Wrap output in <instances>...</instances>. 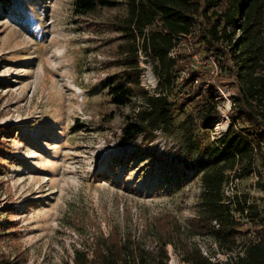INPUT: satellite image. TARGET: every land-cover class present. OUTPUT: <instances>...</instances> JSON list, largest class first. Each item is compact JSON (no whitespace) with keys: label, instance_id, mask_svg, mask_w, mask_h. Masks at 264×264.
<instances>
[{"label":"rangeland","instance_id":"374dc122","mask_svg":"<svg viewBox=\"0 0 264 264\" xmlns=\"http://www.w3.org/2000/svg\"><path fill=\"white\" fill-rule=\"evenodd\" d=\"M129 1L77 16L73 0H0V264H74L75 249L90 253L114 229L148 251L171 234L168 264H188L180 257L187 244L225 259L211 237L196 234L200 174L182 159L189 142L216 141L229 123L235 81L220 69L229 60L203 51L199 20L171 52L173 129L121 147L125 118L141 99L116 107L104 83L125 81L124 58L139 44L137 29L132 38L124 27ZM137 55L140 85L152 93L156 76ZM199 84L213 87L219 114L189 138L184 119L198 116ZM263 162L258 155L247 175L240 163L227 170L223 195L248 206L233 211L243 222L233 250L264 218Z\"/></svg>","mask_w":264,"mask_h":264},{"label":"trees","instance_id":"16d2710c","mask_svg":"<svg viewBox=\"0 0 264 264\" xmlns=\"http://www.w3.org/2000/svg\"><path fill=\"white\" fill-rule=\"evenodd\" d=\"M117 3V0H73L72 10L81 16ZM128 7L125 31L135 38L131 31L135 27L139 44H130L129 54L124 58L125 81L114 83L113 78H108L104 83L116 107L130 104L136 96L141 99V104L125 118L121 147L126 148L139 137L143 143L140 145H146L156 133L171 132L176 119L170 108V97L175 90L177 67L171 52L180 39L195 33L199 20L205 22L207 27L201 35L203 51L214 54L218 61L222 57L229 60L220 69L233 77L236 93L232 96V112L225 131L210 143L198 145L195 139L189 142L182 164L185 169L200 174L202 191L196 234L211 237L225 259L212 260L198 247L188 244L180 257L188 264H264V218L251 222L255 231L253 239L243 243L240 250H233L243 225L233 211L242 214L248 206L223 195V186L229 177L227 170L240 163L241 174L247 175L258 155L264 160V0H130ZM157 21L159 26L155 24ZM137 52L142 53L144 62L151 64L156 76L152 93L140 85ZM194 79L190 82L194 83ZM204 85L199 84L203 88L196 93L201 103L198 116L188 113L184 119L189 138L199 127L210 128V122L219 114L213 87ZM195 87L190 86L192 91H196ZM170 235H161L156 249L148 251L134 249L130 239L121 238L114 229L94 244L90 253L75 249L72 262L168 264L166 246Z\"/></svg>","mask_w":264,"mask_h":264}]
</instances>
